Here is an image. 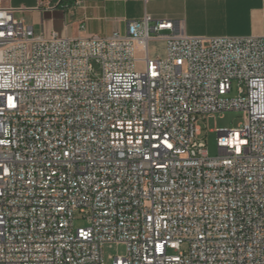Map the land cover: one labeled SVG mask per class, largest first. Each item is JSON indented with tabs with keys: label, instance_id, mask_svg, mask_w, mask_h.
I'll use <instances>...</instances> for the list:
<instances>
[{
	"label": "built area",
	"instance_id": "1",
	"mask_svg": "<svg viewBox=\"0 0 264 264\" xmlns=\"http://www.w3.org/2000/svg\"><path fill=\"white\" fill-rule=\"evenodd\" d=\"M3 2L0 264H105L113 244V264H264V37L148 14L124 35L45 36ZM225 112L244 123L212 158L199 122Z\"/></svg>",
	"mask_w": 264,
	"mask_h": 264
},
{
	"label": "crops",
	"instance_id": "2",
	"mask_svg": "<svg viewBox=\"0 0 264 264\" xmlns=\"http://www.w3.org/2000/svg\"><path fill=\"white\" fill-rule=\"evenodd\" d=\"M3 5L16 9L36 34L60 38L124 35L129 21L147 14L181 23L194 37H264V0H4ZM155 42L150 56H164V43L162 54L151 53Z\"/></svg>",
	"mask_w": 264,
	"mask_h": 264
},
{
	"label": "rangeland",
	"instance_id": "3",
	"mask_svg": "<svg viewBox=\"0 0 264 264\" xmlns=\"http://www.w3.org/2000/svg\"><path fill=\"white\" fill-rule=\"evenodd\" d=\"M16 18H20L19 14L15 15ZM163 42L152 43L151 53H163ZM145 56V52L138 48L136 51V57L141 60ZM137 69L143 70L144 65L142 62L138 63ZM237 95L236 84L233 86V91L229 95L234 97ZM244 123V115L241 112H225L223 114H216L207 120H201L199 122L200 127L203 131V139L206 142V147L210 157H216L219 153L218 149V130L219 129H235L239 128ZM88 222L83 219L82 215L77 213L76 220L74 222L75 228H87ZM127 255V247L125 245H107L104 248V262L105 264H113L114 258Z\"/></svg>",
	"mask_w": 264,
	"mask_h": 264
}]
</instances>
